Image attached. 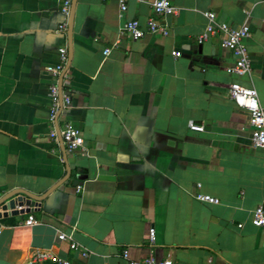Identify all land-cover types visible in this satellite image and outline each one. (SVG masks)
Returning a JSON list of instances; mask_svg holds the SVG:
<instances>
[{
	"label": "crops",
	"instance_id": "obj_1",
	"mask_svg": "<svg viewBox=\"0 0 264 264\" xmlns=\"http://www.w3.org/2000/svg\"><path fill=\"white\" fill-rule=\"evenodd\" d=\"M153 1L127 0L123 12L119 0H74L64 36L58 0H0V198L44 197L22 210L0 206V264H29L35 249L73 264H129L150 254L175 264H264L253 220L264 205V148L251 144L248 113L228 92L233 81L254 87L264 107V0H170L177 12L158 18L168 35L120 34L127 20L145 24ZM209 10L218 22L251 26L250 74L226 71L234 56L218 33L198 42ZM65 44V116L85 139L75 152L50 136L47 67ZM200 192L220 202H202ZM30 212L33 225L24 223Z\"/></svg>",
	"mask_w": 264,
	"mask_h": 264
},
{
	"label": "built area",
	"instance_id": "obj_2",
	"mask_svg": "<svg viewBox=\"0 0 264 264\" xmlns=\"http://www.w3.org/2000/svg\"><path fill=\"white\" fill-rule=\"evenodd\" d=\"M74 0H58L60 5V13L63 19L57 27V33L67 36L71 20V11ZM121 11H126L128 8L127 0H119ZM154 15L150 17L145 24L139 19L127 20L119 28L120 34L128 33L133 38L139 39L144 37L147 33L168 35L170 26L166 21H160L161 16L173 15L177 12V7L170 0H154L152 2ZM208 23L204 33L198 36V42L203 43L208 40L212 34L218 33L220 37L221 46L230 50L234 56V62L225 69L228 73L244 76L250 74L252 71V58L249 53L246 39L252 35L251 26L245 23L240 26H232L228 22H218L217 13L213 10L205 12ZM111 52V48L107 47L104 50L105 55ZM59 62L56 65L48 66L47 70L52 75V81L49 84V96L51 103L49 106V120L53 124L50 131V136L54 140L61 139L63 145L70 152H75L84 149L85 139L82 131L75 126L65 115V112L72 105V95L64 89L63 76H69L66 73L69 63L68 45H62L58 48ZM174 55H180V51H173ZM230 97L235 103L247 111L248 122L251 126L250 141L254 147L264 148V107L259 101L258 92L254 87L244 85L238 81H233L228 89ZM60 116H64L63 124L59 125ZM190 127L194 130H203L204 126L197 123H191ZM82 186L77 187L80 192ZM195 197L202 202H209L217 204L220 199L206 193H198ZM21 210L24 204L19 206ZM16 206V208H17ZM30 209L34 205H28ZM15 208V209H16ZM253 220L257 227L262 230L264 235V205L257 206L253 211ZM27 225L37 223V219L32 212L29 213L24 220ZM3 226L0 223V236L2 235ZM156 230L154 227L150 229V240L154 242ZM58 238L62 241L70 240V248L72 250H79L84 256H88V252L77 243L71 234L65 231L58 233ZM124 257L128 258V253H124ZM45 261H52L57 264H73L71 260L58 256L53 251L35 249L32 251L31 260L29 264L42 263ZM129 264H175L171 259L157 260V258L150 254L142 260H130Z\"/></svg>",
	"mask_w": 264,
	"mask_h": 264
},
{
	"label": "water",
	"instance_id": "obj_3",
	"mask_svg": "<svg viewBox=\"0 0 264 264\" xmlns=\"http://www.w3.org/2000/svg\"><path fill=\"white\" fill-rule=\"evenodd\" d=\"M70 28H71V20H70ZM61 184H62V182L57 184L55 187H53L49 192L53 191L55 188H57ZM22 192H24V191H16V192H13L7 196L0 198V206L2 207V209L3 210H15L17 205L21 206L24 203H26V204H32L33 203L34 204L35 201L42 200L44 198L43 196H36V195H32V194L27 193V192H24L25 197L17 195L18 193H22ZM5 214L6 213H4V215ZM0 217H2L1 212H0Z\"/></svg>",
	"mask_w": 264,
	"mask_h": 264
},
{
	"label": "rangeland",
	"instance_id": "obj_4",
	"mask_svg": "<svg viewBox=\"0 0 264 264\" xmlns=\"http://www.w3.org/2000/svg\"><path fill=\"white\" fill-rule=\"evenodd\" d=\"M44 264H46V263H44ZM47 264H55V263H51V262H49V263H47Z\"/></svg>",
	"mask_w": 264,
	"mask_h": 264
},
{
	"label": "trees",
	"instance_id": "obj_5",
	"mask_svg": "<svg viewBox=\"0 0 264 264\" xmlns=\"http://www.w3.org/2000/svg\"><path fill=\"white\" fill-rule=\"evenodd\" d=\"M47 264V263H46Z\"/></svg>",
	"mask_w": 264,
	"mask_h": 264
}]
</instances>
